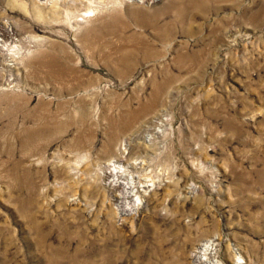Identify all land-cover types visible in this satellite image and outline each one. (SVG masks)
<instances>
[{"label": "rangeland", "instance_id": "1", "mask_svg": "<svg viewBox=\"0 0 264 264\" xmlns=\"http://www.w3.org/2000/svg\"><path fill=\"white\" fill-rule=\"evenodd\" d=\"M0 264H264V0H0Z\"/></svg>", "mask_w": 264, "mask_h": 264}, {"label": "bare ground", "instance_id": "2", "mask_svg": "<svg viewBox=\"0 0 264 264\" xmlns=\"http://www.w3.org/2000/svg\"><path fill=\"white\" fill-rule=\"evenodd\" d=\"M85 16H89V15H85ZM107 171H105L106 172V175H111V174H113V170L112 169H110V168H108V169H106ZM116 173H119V170H117V172ZM122 174V173H121ZM120 174V175H121Z\"/></svg>", "mask_w": 264, "mask_h": 264}]
</instances>
